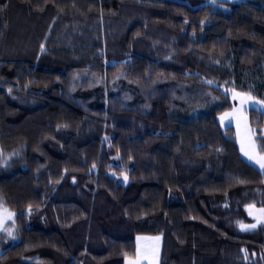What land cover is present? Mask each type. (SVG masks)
<instances>
[{"label":"trees","instance_id":"1","mask_svg":"<svg viewBox=\"0 0 264 264\" xmlns=\"http://www.w3.org/2000/svg\"><path fill=\"white\" fill-rule=\"evenodd\" d=\"M220 5L0 0V264H125L159 234L160 264H264V224L238 223L264 174L218 121L232 89L264 99V0ZM122 72L134 95L79 101Z\"/></svg>","mask_w":264,"mask_h":264},{"label":"snow or ice","instance_id":"2","mask_svg":"<svg viewBox=\"0 0 264 264\" xmlns=\"http://www.w3.org/2000/svg\"><path fill=\"white\" fill-rule=\"evenodd\" d=\"M216 0H211L215 4ZM203 23V22H202ZM41 51L44 50V45L41 46ZM232 99L239 101L238 107H233L232 111L224 112L220 115L221 124L226 119H233L236 122L237 138L240 143V151L247 159L255 165H258L262 174H264V149L258 150L256 140L254 139V129L251 128L246 115L245 105L253 104L258 108L264 106V99L258 100L252 96L251 93H241L232 89ZM264 139V136L261 137ZM221 150L222 149H218ZM8 158L4 157L3 151L0 150V163H6ZM95 167V165H93ZM127 175H124V180L127 182ZM249 215H254L258 222H264V207L256 208L254 204L245 206ZM31 210V205H29ZM11 222L13 227L9 228L6 225ZM242 230L253 229L255 224H244L238 222ZM15 228V213L4 206L2 198H0V231L6 232L9 237H13ZM160 237H137L136 252L133 257L127 258L126 264H142L143 261H148V264H157V257L159 255ZM246 252V250H245Z\"/></svg>","mask_w":264,"mask_h":264},{"label":"rangeland","instance_id":"3","mask_svg":"<svg viewBox=\"0 0 264 264\" xmlns=\"http://www.w3.org/2000/svg\"><path fill=\"white\" fill-rule=\"evenodd\" d=\"M220 1H228V2L234 3V2H237V1H241V0H216L215 4L211 3V0H207V2L213 4L215 7H222L220 5ZM82 79H83V77H81V76L77 77V79H76L77 80L76 81V86L78 84H80V81L82 82ZM90 84H94V80L92 78L90 79ZM136 90H138V89L135 86V84L127 81L126 78H125L124 73L122 72V73H120L119 78L117 79V81H115V83L113 85H111L110 87H106V86H104L102 84V85L98 86L97 89H94V90H91V91H88V92L80 93V95H79V101L80 102L86 101V102L91 103V104H101L102 102H105L108 93L117 94V93H120V92H127L128 94L134 95L136 93ZM236 91L237 92H241V91H238V90H236ZM241 93H244V92H241ZM230 95L232 97V91H230ZM258 100H260V99H258ZM208 106H209V102H206V103L202 104L201 106H198L197 108H195L192 113L193 114L202 113V112L206 111L207 108H209ZM238 106H239V101L238 100H233V107H238ZM233 107L231 109H229V110L224 111V112H230V111H232ZM250 107H252V109H256V110H259L261 112H264V106H261L260 108H258L256 105H253V104L245 105L246 115L248 116L249 124L251 126L250 117H249V110H251ZM224 112H222V113H224ZM222 113H220L218 115V121H219L222 129H226L228 127H233L234 128L235 139H236V141L238 143V146H239V149H240V143H239V140L237 138L236 122H235V120L229 118V119H226L223 124H221V122H220V115ZM251 128H252V126H251ZM255 136L256 135H254V139L256 140ZM256 144H257V142H256ZM257 149H258V144H257ZM242 155H243V153H242ZM243 157L246 160H248L246 156L243 155ZM250 163H252V162H250ZM255 166H257V168L259 169L258 165H255ZM256 208H259V207L256 206ZM250 216L253 218V222H251V223H244L243 222L244 224H255L256 227L258 225H260V224H264V222H258L255 219V216L254 215H250ZM10 223L11 222H9L6 226L8 227V225ZM248 230H251V229H248ZM157 236L160 237V242H159V255L157 257V264H160V260H161V249H162V244H163V236L161 234H159V235H139V237H157ZM128 258H130V257H128ZM126 261H127V258H126ZM126 261H125V264H126ZM142 264H148V261H143Z\"/></svg>","mask_w":264,"mask_h":264},{"label":"crops","instance_id":"4","mask_svg":"<svg viewBox=\"0 0 264 264\" xmlns=\"http://www.w3.org/2000/svg\"><path fill=\"white\" fill-rule=\"evenodd\" d=\"M252 109V107H250ZM249 162V161H248ZM252 164V163H251ZM254 165V164H253ZM255 166V165H254ZM257 168V166H255Z\"/></svg>","mask_w":264,"mask_h":264}]
</instances>
